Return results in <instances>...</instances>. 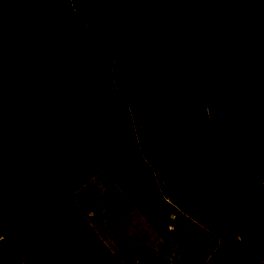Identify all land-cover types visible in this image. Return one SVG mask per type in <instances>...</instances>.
Here are the masks:
<instances>
[{
	"label": "trees",
	"instance_id": "1",
	"mask_svg": "<svg viewBox=\"0 0 264 264\" xmlns=\"http://www.w3.org/2000/svg\"><path fill=\"white\" fill-rule=\"evenodd\" d=\"M3 1L12 6L0 15L17 16L38 0L25 9L17 8L21 0ZM117 2L128 9L126 0ZM203 3L197 25L171 37L135 27L130 41L93 0L0 33V264H123L80 216L72 194L104 167L143 163L146 149L170 197L200 182L221 213H230L257 193L264 178V0ZM214 76L250 102L248 122L232 137L207 118ZM244 260L226 246L219 264Z\"/></svg>",
	"mask_w": 264,
	"mask_h": 264
},
{
	"label": "rangeland",
	"instance_id": "2",
	"mask_svg": "<svg viewBox=\"0 0 264 264\" xmlns=\"http://www.w3.org/2000/svg\"><path fill=\"white\" fill-rule=\"evenodd\" d=\"M72 1L77 0H38L20 15H0V33ZM93 1L130 41L136 37L135 27L156 38L184 35L197 25L204 11L203 0H126L127 10L117 0ZM4 3L0 0V11L6 13L12 5L9 2L6 9ZM27 6V0H21L17 8ZM206 114L223 138L235 136L250 118L247 94L214 76ZM132 126L137 132L135 120ZM141 152L143 163L104 167L84 179L72 194L80 216L123 264H158L161 257H167L170 264H218L226 246L245 256L242 264H258L263 259L264 178L257 193L240 208L221 213L200 182H189L170 197L152 153ZM126 220L125 232H103Z\"/></svg>",
	"mask_w": 264,
	"mask_h": 264
},
{
	"label": "crops",
	"instance_id": "3",
	"mask_svg": "<svg viewBox=\"0 0 264 264\" xmlns=\"http://www.w3.org/2000/svg\"><path fill=\"white\" fill-rule=\"evenodd\" d=\"M79 1H81V0H77L76 2H74V1H72V2H70L69 3V5H73V4H75V3H77V2H79ZM68 5V6H69ZM77 190V189H76ZM75 192V191H74ZM92 224V223H91ZM127 224V220L126 221H124L123 223H120L119 224V226L116 228V227H113V228H111V227H109L108 229L106 228L103 232H125V231H123V229H124V226ZM219 258H220V256L218 257V260H217V263L219 264Z\"/></svg>",
	"mask_w": 264,
	"mask_h": 264
}]
</instances>
